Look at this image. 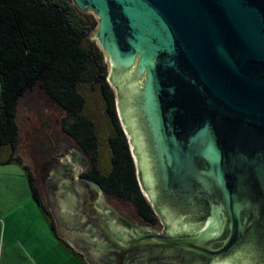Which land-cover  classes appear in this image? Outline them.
I'll list each match as a JSON object with an SVG mask.
<instances>
[{
  "label": "water",
  "instance_id": "water-1",
  "mask_svg": "<svg viewBox=\"0 0 264 264\" xmlns=\"http://www.w3.org/2000/svg\"><path fill=\"white\" fill-rule=\"evenodd\" d=\"M72 1L96 18L90 39H96L108 65L134 162V144L119 106L131 131L145 142L157 191L168 200L198 199L203 192L209 198L204 222L188 235L129 238L112 215L108 219L102 212L107 205L121 215L101 201L93 183L95 197L84 206L102 223L82 222L102 232L111 246L102 235L93 236L96 260L104 251L118 252L122 263L137 250L175 248L205 256L209 264H238L232 259L235 246L250 251L249 226L259 232L258 218L264 216V0ZM56 161L75 165L68 154ZM56 161L52 168L45 166L49 176L43 184L56 175ZM72 178L82 182L77 174ZM63 187L54 189L64 195L63 202L49 205L57 233L95 264L86 257L88 249L79 250L68 239L77 229L75 214H83L72 208L86 187ZM255 238L264 253V236ZM161 260L176 263L170 256Z\"/></svg>",
  "mask_w": 264,
  "mask_h": 264
},
{
  "label": "trees",
  "instance_id": "trees-1",
  "mask_svg": "<svg viewBox=\"0 0 264 264\" xmlns=\"http://www.w3.org/2000/svg\"><path fill=\"white\" fill-rule=\"evenodd\" d=\"M96 23L93 14L82 12L72 0H0V165L22 168L32 198L54 232L40 184L19 153L17 106L33 90L63 111L60 127L89 156L85 175L90 181L108 198L133 208L135 215L156 220L137 179L103 53L90 40ZM94 93L102 103L103 130L85 113Z\"/></svg>",
  "mask_w": 264,
  "mask_h": 264
},
{
  "label": "flooded vegetation",
  "instance_id": "flooded-vegetation-1",
  "mask_svg": "<svg viewBox=\"0 0 264 264\" xmlns=\"http://www.w3.org/2000/svg\"><path fill=\"white\" fill-rule=\"evenodd\" d=\"M120 107L123 120L125 121L127 125V129L131 135V141L134 144V152L137 156V163L134 162L135 170L137 179L141 188V191L143 193V196L145 197L146 201L151 205L153 212L156 216V220L154 222H149L147 220H144L141 216L135 215V221L132 223H129L128 221L124 220L121 215L115 214V212L110 210L107 205H104L102 208L104 211L105 216H107L108 219L112 218L109 217L110 215L113 216V220L129 235L127 237H140L145 236L153 233L158 234H168V235H178V236H184L188 235L192 231L195 230L196 227H198L201 223L204 222L206 215H207V205L209 204V198L205 192L201 193L199 198L189 197V198H182V201L174 200V199H166L160 194L158 190V184L156 182V179L154 178L153 170L151 168L150 162H148V157L146 156V145L142 138H140V134L136 131L133 132L131 129H133L131 124L126 122L125 115L123 109ZM58 120V119H57ZM122 126V125H121ZM135 129V128H134ZM61 133H60V132ZM135 134L137 141L135 140ZM58 135L63 136L65 138L64 142L60 141V146L58 145L56 147V152L65 154L67 153L68 156L71 158L72 162L75 163V165H72L70 163H62L60 161L54 162L58 166V170H55L54 172L56 175L54 178H48L45 180V190L47 193L46 202L53 208L55 204H57L58 201L63 202V194L61 196L54 191L55 187L60 188V186H64L65 188L70 187L74 191L75 189H78V187H86L84 192V197L79 196V202L77 205L74 206L73 209L76 211L83 212V214H75L74 220L76 231L75 233L71 234L72 236H68V239L72 241L75 246L79 250H84L85 248L88 249L86 251V257L87 259L95 264H174L170 261H162L161 257H172L174 261L176 260L175 264H209L207 263V258L205 256L192 254L178 250L175 248H167L166 250H162L160 248L156 249L155 251L157 253H152L150 250L142 249L137 250L134 254L126 255L124 256V260L121 263L120 262V256L118 252H114V254L100 252V254L103 255V257H99V260H96L94 251L98 250V244L93 239V236L98 237L99 235H102L104 242L106 243L107 247H111L108 244L107 239L103 235L102 232L95 233L94 231H91L88 227H85V223L82 222V220H88L91 224H94L95 222L101 224L102 222L98 219L91 218L88 214V208H86L85 202L93 199L95 197L94 189L91 187L93 186V181H90V179L85 175L90 167H91V161L89 156L86 154V152L81 148V146L72 139L71 137L67 136L59 127ZM127 137V136H126ZM35 140V139H34ZM128 140V138H127ZM69 142L71 147L74 149L70 150L68 149V146L66 144ZM129 143V142H128ZM34 146V143L32 144ZM35 148V147H34ZM130 149V147H129ZM40 153L44 154V151L42 149H38ZM36 152V150H33V152ZM131 151V150H130ZM46 156H43V159ZM134 161V160H133ZM45 163V162H44ZM47 164V163H46ZM45 164V166H47ZM68 164V165H67ZM53 164L49 166V168H52ZM72 173L77 174V177L79 180H82V182H77L74 178H72ZM71 174V175H70ZM71 177V179H70ZM63 179V180H62ZM56 182V185H55ZM67 185V186H65ZM63 187V188H64ZM145 191L148 194V197L145 193ZM77 194V193H75ZM50 195H53L54 200L50 198ZM82 195V194H81ZM101 201H103L104 197L106 195L101 191ZM60 196V198H58ZM65 205V204H64ZM66 206V205H65ZM121 209H125L127 207L126 204L121 205ZM68 206H66L67 208ZM68 209V208H67ZM93 207L90 208V211H93ZM108 210H110V213H107ZM107 211V212H106ZM121 213H123L121 211ZM120 213V214H121ZM56 214V213H55ZM250 219L255 220L256 216H251V214L247 215ZM115 217V218H114ZM255 218V219H254ZM264 220V216L261 215V217L258 218V221L261 224V230L258 232L257 229L253 228V225L249 226V244L250 251L245 254V250H242V247L240 244L235 246L232 259L234 261H238V264H264V257L262 254V248L257 246L256 244V238L255 234L264 236V224L262 223ZM110 220L106 222L110 226ZM98 224L99 230H102V226ZM74 226V228H75ZM110 228H112L110 226ZM251 228V229H250ZM113 230V228H112ZM254 230H256V233H254ZM104 245V244H103ZM84 248V249H83ZM101 255V256H102ZM113 256V257H112ZM197 257V258H196ZM245 258L246 262H241V259Z\"/></svg>",
  "mask_w": 264,
  "mask_h": 264
},
{
  "label": "crops",
  "instance_id": "crops-1",
  "mask_svg": "<svg viewBox=\"0 0 264 264\" xmlns=\"http://www.w3.org/2000/svg\"><path fill=\"white\" fill-rule=\"evenodd\" d=\"M42 194L46 202V190ZM54 225L55 232L32 198L22 168L0 165V264H89Z\"/></svg>",
  "mask_w": 264,
  "mask_h": 264
},
{
  "label": "rangeland",
  "instance_id": "rangeland-1",
  "mask_svg": "<svg viewBox=\"0 0 264 264\" xmlns=\"http://www.w3.org/2000/svg\"><path fill=\"white\" fill-rule=\"evenodd\" d=\"M93 42L96 44V39L93 40ZM104 62L107 70L106 79L113 90L116 112L121 124V119L117 110L119 105L118 97L114 85L109 81L108 65L105 59ZM85 113L94 119L100 130L106 129V120L103 114L102 103L97 94L94 93L89 99ZM62 114L63 111L39 90L26 92L20 98L17 106V118L20 125L19 153L24 158V162L29 165L30 170L34 173L40 184L41 191H44V194L45 186L43 181L49 176V169L48 167H45V164L47 163V166L51 165V163L56 161L57 158L67 155V153L59 154L56 152V147L58 145L60 146V141L64 142L65 140L63 136L58 135L60 127L58 121ZM33 143L34 146L32 145ZM66 144L68 149H74L69 142L67 143L66 141ZM38 149H42L44 154L40 153ZM33 150H36V152H33ZM43 156L46 157L43 159ZM103 200L106 204L115 208L119 213L122 211L123 213H121V215L127 219L135 221L133 208L127 206L120 211L119 208H122V206L113 198H108L106 196Z\"/></svg>",
  "mask_w": 264,
  "mask_h": 264
}]
</instances>
